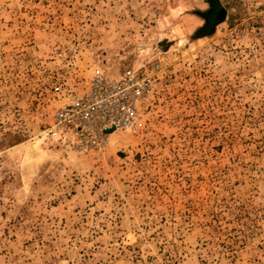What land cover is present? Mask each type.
Here are the masks:
<instances>
[{"label": "rangeland", "instance_id": "rangeland-1", "mask_svg": "<svg viewBox=\"0 0 264 264\" xmlns=\"http://www.w3.org/2000/svg\"><path fill=\"white\" fill-rule=\"evenodd\" d=\"M126 69L101 157L46 137ZM0 264H264V0H0Z\"/></svg>", "mask_w": 264, "mask_h": 264}, {"label": "built area", "instance_id": "built-area-1", "mask_svg": "<svg viewBox=\"0 0 264 264\" xmlns=\"http://www.w3.org/2000/svg\"><path fill=\"white\" fill-rule=\"evenodd\" d=\"M154 87L153 75L134 69H126L119 78L98 74L83 95L56 112L46 137L101 157L112 135L109 128H135Z\"/></svg>", "mask_w": 264, "mask_h": 264}]
</instances>
